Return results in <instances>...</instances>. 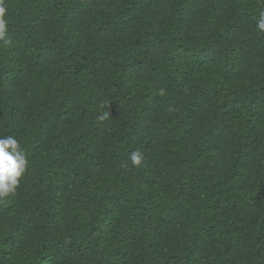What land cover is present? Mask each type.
<instances>
[{
  "label": "trees",
  "instance_id": "obj_1",
  "mask_svg": "<svg viewBox=\"0 0 264 264\" xmlns=\"http://www.w3.org/2000/svg\"><path fill=\"white\" fill-rule=\"evenodd\" d=\"M5 2L0 264H264V0Z\"/></svg>",
  "mask_w": 264,
  "mask_h": 264
},
{
  "label": "clouds",
  "instance_id": "obj_2",
  "mask_svg": "<svg viewBox=\"0 0 264 264\" xmlns=\"http://www.w3.org/2000/svg\"><path fill=\"white\" fill-rule=\"evenodd\" d=\"M8 6L5 0H0V46L11 44L7 20ZM257 29L264 33V14L256 22ZM109 116L105 112L102 119ZM146 157L140 149L130 153V160L134 166H141ZM28 166L26 154L14 136L0 137V200L15 194L20 180Z\"/></svg>",
  "mask_w": 264,
  "mask_h": 264
}]
</instances>
